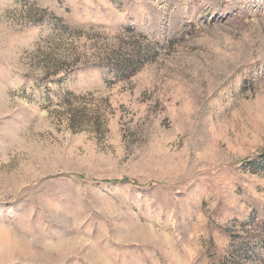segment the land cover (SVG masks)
I'll return each instance as SVG.
<instances>
[{
	"label": "rangeland",
	"instance_id": "1",
	"mask_svg": "<svg viewBox=\"0 0 264 264\" xmlns=\"http://www.w3.org/2000/svg\"><path fill=\"white\" fill-rule=\"evenodd\" d=\"M0 264H264V0H0Z\"/></svg>",
	"mask_w": 264,
	"mask_h": 264
},
{
	"label": "trees",
	"instance_id": "2",
	"mask_svg": "<svg viewBox=\"0 0 264 264\" xmlns=\"http://www.w3.org/2000/svg\"><path fill=\"white\" fill-rule=\"evenodd\" d=\"M125 68H127L126 71L129 69V60H126V62H125Z\"/></svg>",
	"mask_w": 264,
	"mask_h": 264
}]
</instances>
